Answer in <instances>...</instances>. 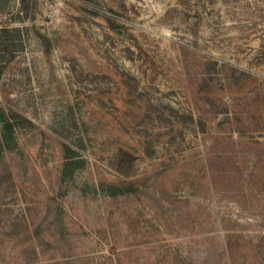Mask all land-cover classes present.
<instances>
[{"label": "rangeland", "instance_id": "rangeland-1", "mask_svg": "<svg viewBox=\"0 0 264 264\" xmlns=\"http://www.w3.org/2000/svg\"><path fill=\"white\" fill-rule=\"evenodd\" d=\"M0 264H264V0H0Z\"/></svg>", "mask_w": 264, "mask_h": 264}, {"label": "trees", "instance_id": "trees-1", "mask_svg": "<svg viewBox=\"0 0 264 264\" xmlns=\"http://www.w3.org/2000/svg\"><path fill=\"white\" fill-rule=\"evenodd\" d=\"M114 188H118L120 191H114L113 194H114V193L123 192V189H122L123 187H121V186H119V185H115Z\"/></svg>", "mask_w": 264, "mask_h": 264}]
</instances>
